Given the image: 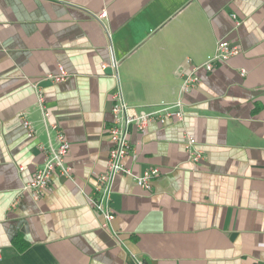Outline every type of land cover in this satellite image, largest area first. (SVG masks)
Instances as JSON below:
<instances>
[{
  "label": "crops",
  "instance_id": "0c3cea01",
  "mask_svg": "<svg viewBox=\"0 0 264 264\" xmlns=\"http://www.w3.org/2000/svg\"><path fill=\"white\" fill-rule=\"evenodd\" d=\"M220 40L240 53L200 68L198 86L183 92V75ZM60 66L69 76L52 82ZM118 84L129 115L182 100L185 117L152 121L145 133L130 127L125 166L161 175L145 190L118 174L116 218L104 226L88 195L107 168ZM51 124L66 134L75 180L53 175L35 200L21 190L54 144ZM135 256L264 262V0H0V264H138Z\"/></svg>",
  "mask_w": 264,
  "mask_h": 264
},
{
  "label": "built area",
  "instance_id": "2783aa9c",
  "mask_svg": "<svg viewBox=\"0 0 264 264\" xmlns=\"http://www.w3.org/2000/svg\"><path fill=\"white\" fill-rule=\"evenodd\" d=\"M100 17L106 18L105 13H101ZM235 17V16H234ZM239 25V22H236ZM241 51L238 44L231 41L220 40L212 55L206 61L196 66L193 72L186 73L182 77V91L188 90L198 86L200 77L198 70L204 68L209 72L214 71L215 67L220 63H226L234 56H237ZM117 68V65H116ZM246 70H243V75ZM68 73L63 66H60L57 74H48L47 77L52 82H60L66 80ZM37 90V105L39 106L43 119L50 115L49 109L45 101V94L42 87L38 86ZM112 100L115 102L113 107V122L108 126L111 141V151L108 156V164L105 171L97 174L94 192L88 195V202L92 205L95 211L104 219V226H111L115 220V210L113 208V184L118 174H124L133 177L136 184L145 190H151L152 181L161 175L158 167L147 168L142 174H135L124 164V158L127 155L129 145L130 127H136L145 133L147 126L152 121L167 124L173 121L174 118L182 120L185 117L184 105L182 100H177L173 104H163L157 110L142 111L136 114H128L129 105L125 100L123 89L120 84L117 85L116 90L112 93ZM24 127L29 135H34L35 129L30 119L22 117ZM47 120V119H46ZM54 135V144L43 148L45 151L44 165L37 169L34 173V178L26 183L21 192L29 193L32 198L39 200L46 195V190L50 187L53 175L63 176L66 179L75 180L74 168L69 163L68 155L70 152V145L66 134L59 128L57 124H51L49 127ZM185 149L188 155L194 162H200L203 159L202 153L196 149V139L190 135L185 137ZM24 168L21 167V170ZM138 264H146L140 258L134 257ZM258 264H264L260 262Z\"/></svg>",
  "mask_w": 264,
  "mask_h": 264
}]
</instances>
